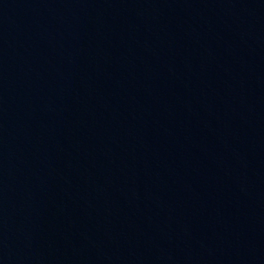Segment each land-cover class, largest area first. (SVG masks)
I'll return each instance as SVG.
<instances>
[{
    "label": "water",
    "instance_id": "obj_1",
    "mask_svg": "<svg viewBox=\"0 0 264 264\" xmlns=\"http://www.w3.org/2000/svg\"><path fill=\"white\" fill-rule=\"evenodd\" d=\"M0 264H264V0H0Z\"/></svg>",
    "mask_w": 264,
    "mask_h": 264
}]
</instances>
